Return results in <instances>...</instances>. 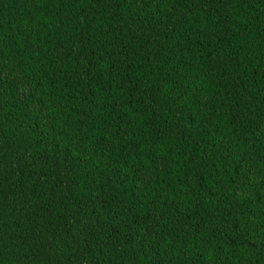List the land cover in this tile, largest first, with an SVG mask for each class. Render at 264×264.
<instances>
[{
    "label": "trees",
    "instance_id": "16d2710c",
    "mask_svg": "<svg viewBox=\"0 0 264 264\" xmlns=\"http://www.w3.org/2000/svg\"><path fill=\"white\" fill-rule=\"evenodd\" d=\"M0 264H264V0H0Z\"/></svg>",
    "mask_w": 264,
    "mask_h": 264
}]
</instances>
